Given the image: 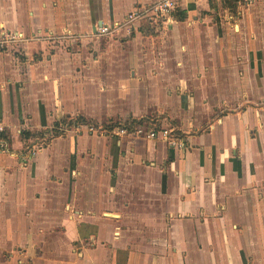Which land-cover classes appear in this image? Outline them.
I'll use <instances>...</instances> for the list:
<instances>
[{
    "label": "crops",
    "instance_id": "0c3cea01",
    "mask_svg": "<svg viewBox=\"0 0 264 264\" xmlns=\"http://www.w3.org/2000/svg\"><path fill=\"white\" fill-rule=\"evenodd\" d=\"M161 1L0 0V264H264V0Z\"/></svg>",
    "mask_w": 264,
    "mask_h": 264
},
{
    "label": "built area",
    "instance_id": "2783aa9c",
    "mask_svg": "<svg viewBox=\"0 0 264 264\" xmlns=\"http://www.w3.org/2000/svg\"><path fill=\"white\" fill-rule=\"evenodd\" d=\"M254 0H242V2L246 5L251 4ZM176 11V1L175 0H163L158 4L154 5L150 10L145 11L143 13L137 11L134 14H131L126 23L129 24L128 32L130 33L132 30V24L136 20H141L145 18H156L165 24H172L175 20L174 14ZM131 25V26H130ZM122 25L116 24L115 26L103 25L100 29V34L103 36H107L113 34L114 32H118L121 29ZM20 41V36L17 33L6 31L3 26L0 25V50H6L11 44L17 43ZM83 126H79L77 129H81ZM89 133H100L101 135H107L109 131L104 130L103 128L97 127L95 125H90L85 127ZM5 132V128L0 126V135ZM116 137H125L129 134H134L138 137L146 136L151 140H164L169 143L172 147H183V144L178 139V136L175 135L174 131L170 130H151L147 131V129L142 126L135 128L133 130H128L127 128H117L115 131L111 132ZM4 139L0 137V150L5 148ZM36 151L32 150L31 155L34 156Z\"/></svg>",
    "mask_w": 264,
    "mask_h": 264
},
{
    "label": "trees",
    "instance_id": "16d2710c",
    "mask_svg": "<svg viewBox=\"0 0 264 264\" xmlns=\"http://www.w3.org/2000/svg\"><path fill=\"white\" fill-rule=\"evenodd\" d=\"M175 17L178 19V21H184V19L186 18V16L184 15V13L182 11L177 12ZM141 23H142V32L144 30L149 29V28L154 29V28L163 26L162 22L156 18H152V19L146 18V19H143L141 21ZM145 123H146L145 121L139 122V121L129 120V121H126L125 123L121 124L120 122L114 123L113 121H111L109 127H107V128L110 129V131H114L119 127L127 128L128 130H131L132 127H135V128L142 127ZM61 125L62 126L69 125L70 127L78 128L79 126L86 127V126L93 125V122H91L85 118H82V117H79L75 121L72 119V117H67L64 121H62L61 123H58L56 125V127H59ZM157 129H159V128H157ZM56 134H59L58 130L54 131V133H52L50 131H43L42 133H39L37 135H34L30 132H23L22 137L25 141H28L32 138L47 139V141H48V140H51L54 136L56 137L57 136ZM0 137H2L4 139V141H9V135L7 134V132H4L3 134H1Z\"/></svg>",
    "mask_w": 264,
    "mask_h": 264
},
{
    "label": "rangeland",
    "instance_id": "374dc122",
    "mask_svg": "<svg viewBox=\"0 0 264 264\" xmlns=\"http://www.w3.org/2000/svg\"><path fill=\"white\" fill-rule=\"evenodd\" d=\"M143 32H144L145 35H156V32H155V30H153V28H149V29H147V30H144ZM93 124H95V123H93ZM146 124L148 125L147 122H146ZM109 125H110V123L106 124L107 127H109ZM150 125H151V124H150ZM104 126H105V125H104ZM150 127H152V126H150ZM133 129H135V127H132V128H131V130H133ZM131 130H130V131H131Z\"/></svg>",
    "mask_w": 264,
    "mask_h": 264
}]
</instances>
